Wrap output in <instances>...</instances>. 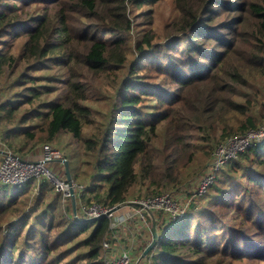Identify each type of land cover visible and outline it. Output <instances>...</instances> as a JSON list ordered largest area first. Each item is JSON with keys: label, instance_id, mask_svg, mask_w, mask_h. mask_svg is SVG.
Here are the masks:
<instances>
[{"label": "trees", "instance_id": "16d2710c", "mask_svg": "<svg viewBox=\"0 0 264 264\" xmlns=\"http://www.w3.org/2000/svg\"><path fill=\"white\" fill-rule=\"evenodd\" d=\"M161 1L0 0V45L8 35L13 50L0 51V67L8 66V86L16 88L15 102L0 106L4 138L17 139L5 147L22 155L55 142L71 177L88 182L77 201L108 208L163 194L193 164L195 171L205 165L213 143L264 122V110L255 109L264 101V0H171L175 14L162 24L163 36L148 27L130 41L128 6ZM153 12L138 14L151 25ZM52 67L68 73L58 94L53 84H38L56 76L34 74ZM82 70L116 78L96 134L84 133L91 108ZM249 83L251 97L236 100V85ZM74 141L90 155L84 176L73 161ZM34 181L0 184V216L16 215L0 227V264H103L110 219L74 218L46 179L27 203L23 196ZM193 197L177 219L163 223L153 213L158 238L146 254L151 264H264V140L228 159L206 192ZM204 201L221 210L196 211ZM31 216L24 245L20 229ZM194 217L202 220L192 225Z\"/></svg>", "mask_w": 264, "mask_h": 264}, {"label": "rangeland", "instance_id": "374dc122", "mask_svg": "<svg viewBox=\"0 0 264 264\" xmlns=\"http://www.w3.org/2000/svg\"><path fill=\"white\" fill-rule=\"evenodd\" d=\"M171 3H172L171 0H163L155 6L143 5L142 7L135 8L134 10H130V7L128 6L127 12H128V15L131 17L132 23H133L132 31L129 34L130 41L133 40L134 36H138V37L142 36L144 29L148 28V27H152L155 30V32L157 33V37L163 36V34L161 33L162 24L166 20H168V18H171L175 14V12H173L174 9H173ZM149 8H152L154 11L153 12V23L151 25L147 24L145 19L143 18V16H140V14H138L140 12V10L149 9ZM4 40H6L5 44L0 45V51L4 52L5 54L7 52H10V51L13 52V50H11L9 48V46H10L9 44L12 43L10 41L11 39H9V36L7 35L6 37H4ZM16 42L17 41L14 40L13 46L16 45ZM8 72H9V70H8V66L6 64L2 65L0 67V106H2V107H7V104H9L10 102L12 103L15 100V96L13 93H14V90L16 88L8 86V82L12 78V73H8ZM80 72L81 73H78V74H80V75H78L80 78L79 80L81 82H84L86 84V86L89 87V92H88L89 98L84 100V104L90 106V108H91V115H90L91 116L90 117L91 122L84 126V133H86L88 135L92 134V133L96 134L104 127L106 116L108 114L109 107H110V104L112 101V95L114 93L113 85H115V83H116V78L114 79V83H112L111 79H109L108 76L105 78L103 75H98V74H95V73L90 72V71H83L82 70ZM121 72H123V71H121ZM34 74H36V75L47 74V76L48 75L49 76L50 75L56 76L54 83L46 81L47 79H41L38 82V84H40V85L53 84V86L55 87L54 89H56L55 94H58V93L63 91V89L65 88V81L68 78L67 72L60 73V71H58L56 67H52V68L48 69L47 71L42 69V68L37 69L34 72ZM236 88H237V90H236V93L234 95V98L236 100H240V101L251 97L250 94L254 92V89L250 83L247 85H244V84L243 85H236ZM256 93L258 94L257 91H256ZM53 96H55V95L54 94H46L45 95V97L47 99H51ZM262 102H264L263 99L262 98L259 99V101H258L259 104H256L255 109L259 108V110L263 111L264 107H261V105H264V103H262ZM22 108H23V105H22V107H20L19 110H21ZM3 124H4V122L1 119L0 120V150H2L3 148H6L5 146H7V144L9 142L17 140L16 138H14V136H12L13 139L12 138H8V139L4 138V136H3L4 126H3ZM259 126L264 128V122L262 124H259ZM190 133H192V131H190ZM218 134H219V132H218ZM59 140H61L62 142H65L67 140V137L60 135ZM218 142L213 143L212 149L206 158L205 164L210 159L213 148ZM42 143H49L53 147L57 148L55 142H41V143L33 145L26 153H23L21 156L30 155V154L37 155L39 152V149H40L39 147ZM70 148L72 150H74V152L76 153L77 156L74 158L73 161L75 162V164L77 163V167L79 166V171L81 172L82 176H84L83 172L89 166V164H87L85 162H86V160H90V155H86L83 143H81V142H77V141L71 142ZM155 152H157V151H155ZM196 155L198 157L203 156L200 152H197ZM1 159H2V154L0 152V160ZM159 162L160 161H158V163H157L158 166H160ZM48 166L51 169H53L54 172L60 174L61 170H60V167L58 165L48 164ZM204 166L205 165H203V167L201 166L200 169L195 171L197 169V164H193L190 168H188L184 171V173L181 176L182 181L180 184L177 185V187H172L170 185V187H168L167 190L162 192V193H169L172 197L176 198V202L178 204L179 209H181L182 214L185 212L186 207L192 201V199L195 198L193 196H198L196 198L201 197L202 194H204L208 188L207 187L206 190L200 194L196 192V185H197V182H198V180H199V178H200V176L204 170ZM215 176H216V172L214 173L213 180H214ZM71 179L73 182L81 184L82 186H85L86 184H88V182L81 183L78 180L73 179L72 177H71ZM213 180H212V182H213ZM35 181H34V183H32L28 187V189L26 191V195L23 196L24 200L27 203L31 202L32 198L34 197V195L36 193L37 186H38L37 184L40 182L39 180L37 181L36 179H35ZM2 185H7V184H2ZM134 200H141V199H135L134 198V199H130L128 202H126V217H127V215L132 214V212L134 210H137V209L140 210V208H138L137 204L135 202H133ZM63 202H64L63 204H68V203H70V199L69 198H63ZM76 204H77V202H76ZM78 204L76 205V207H78ZM82 204H83V206L85 205L84 209H85L86 213H88V214H86V213L82 214L77 210L76 215L79 218H82L85 215L88 216L89 214L92 215L93 207H91L89 204H87L85 202H82ZM70 206H71V204H70ZM207 206L208 207L211 206L210 208H212V210H214L216 212H219L221 210L218 206L213 205L210 201L202 202L201 206L199 205V207L195 210L199 211L202 208H205ZM153 213H155L156 216L160 215L159 218L164 221L163 223H165L168 220L167 214H165L164 212H161V211L158 212L159 214H157L156 211L155 212L151 211L150 216L147 215L146 213L142 212L141 217H136V216H134V214H132V215L127 217L126 222L124 224L120 225L116 229L117 231L115 233V236L117 239L112 238V242H114V244H116V248L117 249L124 248V249L128 250L132 260L137 262L136 264H151V262H152V256L145 255L141 259H139V256H140L143 248L149 243V241L151 239L150 229L152 226V219H154ZM67 214L68 215L70 214L69 211ZM71 214H73V213L71 212ZM117 214H125V213H123L120 210L117 212ZM14 216H16V215H14L12 213V211H9L7 214H5L3 216H0V227L5 226V224L10 219L14 218ZM197 218H198V220H202V217H194L193 221H192V225H194ZM28 220H29V223L27 224V226L20 229L21 230L20 231L21 232L20 233V241L24 245H26L27 240L28 241L30 240V239L25 238L24 234L28 230L30 222H32V216ZM115 240H116V243H115ZM22 248H24V247H22ZM80 250H83V249H80ZM15 251H17V249Z\"/></svg>", "mask_w": 264, "mask_h": 264}, {"label": "built area", "instance_id": "2783aa9c", "mask_svg": "<svg viewBox=\"0 0 264 264\" xmlns=\"http://www.w3.org/2000/svg\"><path fill=\"white\" fill-rule=\"evenodd\" d=\"M264 140V128L257 127L245 131L243 134L229 136L218 142L211 153L210 159L206 162L204 170L197 182L196 192L202 193L212 182L214 173L230 158H235L240 151H243L251 144ZM37 155L30 154L21 156L9 150L2 149V159L0 160V183L11 186H18L25 183L31 178L37 181L46 179L49 181L55 190L62 192L63 198H69L68 184L65 179L63 160L65 159L62 153L49 143H42L39 147ZM57 163L62 167L60 174L51 169L48 164ZM72 188L75 195V201L78 204L77 210L85 214L86 211L81 201L76 200V193L84 189V186L72 181ZM139 209L134 210L132 214L136 217H141L142 212L151 215V211H161L167 214L171 219H177L182 215L176 202V198L169 193H163L154 197L134 200ZM76 204V205H77ZM119 207L111 206L102 208L96 204H90L93 207L92 215H85L83 218H95L100 215H105L110 219V234L102 241L103 263L104 264H136L132 260L128 250L122 248L117 249L116 244L112 242L115 236L116 229L126 222L128 216L125 214H117L120 209L125 206V203L118 204ZM72 212V211H71ZM88 214V213H86ZM72 216L79 218L76 213ZM151 219V218H150ZM116 243V240H115Z\"/></svg>", "mask_w": 264, "mask_h": 264}, {"label": "water", "instance_id": "95a60500", "mask_svg": "<svg viewBox=\"0 0 264 264\" xmlns=\"http://www.w3.org/2000/svg\"><path fill=\"white\" fill-rule=\"evenodd\" d=\"M0 152H2V150H0ZM63 165H64L65 179H66V182L68 184V193H69V197H70L71 211L73 214H75L76 213V201H75L74 191L72 188V179H71V176L69 173L68 162L66 159L63 160ZM118 207H119V205H116V208H118ZM150 233H151V239H150L149 243L143 248V250L139 256V259L143 258L147 254V252L155 245L156 240L158 238L156 222L154 219H152V226L150 229Z\"/></svg>", "mask_w": 264, "mask_h": 264}, {"label": "crops", "instance_id": "0c3cea01", "mask_svg": "<svg viewBox=\"0 0 264 264\" xmlns=\"http://www.w3.org/2000/svg\"><path fill=\"white\" fill-rule=\"evenodd\" d=\"M123 213H126V205L120 209Z\"/></svg>", "mask_w": 264, "mask_h": 264}]
</instances>
